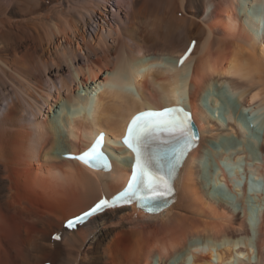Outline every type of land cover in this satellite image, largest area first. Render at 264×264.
Instances as JSON below:
<instances>
[{"label": "bare ground", "instance_id": "6f19581e", "mask_svg": "<svg viewBox=\"0 0 264 264\" xmlns=\"http://www.w3.org/2000/svg\"><path fill=\"white\" fill-rule=\"evenodd\" d=\"M251 1L0 0V264H264V208L250 224L257 214L246 185L234 188L210 144L226 148L222 134H244L245 125L221 123L204 104L214 95L229 105L215 93L217 80L264 110V36ZM186 94L201 138L180 169L174 202L153 214L122 203L66 230L67 218L126 183L131 160L121 136L132 113ZM100 131L110 171L64 156ZM261 142V160L245 145L243 153L264 176ZM211 155L230 197L205 173Z\"/></svg>", "mask_w": 264, "mask_h": 264}, {"label": "snow or ice", "instance_id": "6c2138e0", "mask_svg": "<svg viewBox=\"0 0 264 264\" xmlns=\"http://www.w3.org/2000/svg\"><path fill=\"white\" fill-rule=\"evenodd\" d=\"M183 60L184 57L180 62L183 63ZM193 128L190 113L180 107L160 111L148 110L133 117L123 138L124 144L135 155L133 174L127 188L119 193V199L113 198L111 201L101 199L89 212L84 213L83 217H76L75 220L79 221L122 201L135 199L166 201L174 191L176 166L198 138ZM102 145L103 134L76 158L100 170H110L111 164L102 150ZM67 223L69 227L74 226L73 221Z\"/></svg>", "mask_w": 264, "mask_h": 264}, {"label": "rangeland", "instance_id": "374dc122", "mask_svg": "<svg viewBox=\"0 0 264 264\" xmlns=\"http://www.w3.org/2000/svg\"><path fill=\"white\" fill-rule=\"evenodd\" d=\"M46 1L49 2V0H46ZM246 5L248 8V11H250L253 14L251 15L253 16L254 19L255 18L259 19L262 17L261 12L258 7L262 6L264 8V0H260V1L252 0L250 4L247 3ZM256 7H257V10H256ZM220 82L216 80V82L214 81L213 83L214 88H215V93L218 92L219 94L220 92L221 94L223 92L225 96L228 98L229 105L227 103L225 104L221 98L220 99L218 98L219 100L218 102H216V100L214 101L215 96L211 95L204 99L205 106L209 108L216 117H218L221 123L226 125L227 123L230 122V120H232L231 118H233L234 120L238 119L239 121L238 123L239 124L242 123L243 125H245V129L243 128L244 134L232 135L230 138H227L228 136H226V134H222L221 137L225 138L227 141H229L228 143H230L228 144V146H226V148L224 146H221L220 143H218L216 140H210V144L212 145L214 149L218 151V154L216 157L220 160V163L224 167V170L226 171L229 179L232 181L234 188L242 189L246 185L248 198L250 200L249 210L250 211L252 210L251 212L253 213V215L255 213L257 214V217L255 215L256 219L254 217L252 219L250 218V224L254 226L255 224L257 225L258 223V213L260 212V210L264 208V176L258 174V171L256 167L254 166V162L249 160V162L247 163L246 156H244L246 154L243 153V147L245 145L246 148L249 151H251V153H253L254 156L258 158V160H261L262 155H263V153L261 152L262 151L261 150V143H262L261 140L263 141L264 139V119L262 120L261 117L264 115L263 113L264 110L261 109L262 107H259V109L261 110L260 111L256 107L253 108V106L244 105L243 102L238 99L239 97L236 94L237 92L236 90L233 89L230 83H228L227 81L226 82L222 81L220 84ZM217 88L218 90H216ZM82 94L83 95L87 94L86 90H83ZM73 109H76V108H72V110ZM72 110L70 109L71 112L75 111V110L73 111ZM250 124H253V125H250ZM262 130H263V133L261 132ZM244 135L248 137L247 138V141L249 140L248 142L247 141L245 142L246 137ZM258 136L261 137L260 140L257 139ZM244 137H245V140H244ZM210 157L211 159L208 157H206L205 159L204 165L206 164L205 166L207 167V169H209V171L206 169L207 171L205 170V173L210 177V179L209 177L208 179L211 182H213L212 184H214L213 185L214 188L216 186V189H218V190L215 189L216 191L222 192L224 194V197L225 196L230 197L232 195V192L230 191L229 186H227L224 181H221V180L217 181L218 175H219V164L216 160V157L212 155ZM234 157L236 158V160L234 159ZM209 162H211L212 164ZM246 164L248 165H247V171L245 172ZM211 165H213L212 170H211ZM237 173L240 174V179L239 178L237 179ZM211 175L213 177H211ZM249 179H251L254 182L252 185L253 187L251 189L249 188ZM258 181H261L260 183L261 187L255 186V184H258L256 183ZM243 182L245 184L242 185ZM257 198H258L259 203L258 201H256ZM233 200H236V196L233 198ZM235 206L237 208L239 207V203L236 201H235ZM252 206L255 208L256 211H253ZM253 255H254L253 258H255L256 253H253ZM181 257H179L178 260L179 259L181 260Z\"/></svg>", "mask_w": 264, "mask_h": 264}]
</instances>
